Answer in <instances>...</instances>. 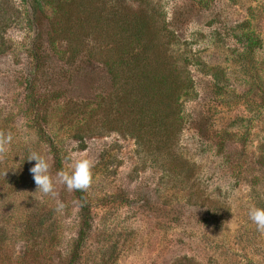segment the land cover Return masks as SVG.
I'll list each match as a JSON object with an SVG mask.
<instances>
[{
    "label": "rangeland",
    "instance_id": "rangeland-1",
    "mask_svg": "<svg viewBox=\"0 0 264 264\" xmlns=\"http://www.w3.org/2000/svg\"><path fill=\"white\" fill-rule=\"evenodd\" d=\"M40 1L0 0V131L14 138L0 264H264L248 216L264 208V0ZM117 9L145 11L183 81L163 130L120 108L132 84L108 61ZM167 73L155 71L153 101ZM30 152L48 160L54 194L36 192ZM80 159L94 165L92 225L71 263L81 200L57 174Z\"/></svg>",
    "mask_w": 264,
    "mask_h": 264
},
{
    "label": "trees",
    "instance_id": "trees-1",
    "mask_svg": "<svg viewBox=\"0 0 264 264\" xmlns=\"http://www.w3.org/2000/svg\"><path fill=\"white\" fill-rule=\"evenodd\" d=\"M82 1L80 0V2ZM103 3L105 4L106 0ZM33 6L36 11H41L43 8L40 0H33ZM61 8L65 9V7ZM144 13L143 10L130 13L129 11L123 12L120 9L113 13L114 19L110 17L114 20L112 30L117 29L115 35L121 36V39H118V45L115 47V50H117L116 55H118L116 60H113L111 54L108 55V61H110L109 65L113 68L116 67V62H119L121 71L116 72L115 76L125 79L123 84H132V86L126 88V100H119L120 108L127 107L126 110L129 111L130 116L139 124L143 123L144 119H148L153 124L158 122L160 129L163 130L168 125L167 120L175 118L178 114L170 100L175 96H181L183 81L179 79L180 75L174 74L175 71L170 67L171 63L166 62L167 56H162V50L158 48V44L154 43V39L158 38L159 29L151 25L150 21L143 16ZM113 36L114 32L108 35L106 39H112ZM115 39L113 40L115 41ZM136 49H139V51H136ZM158 61L159 64L157 65ZM165 63L168 73L164 77L162 98L160 101H153L155 97L152 98V96H156V89H158L154 82L158 79L155 71ZM128 95H130L129 98ZM111 102L109 110L112 109L113 101ZM170 136L171 134H169V139ZM78 193L81 200L82 217L79 234L70 260L71 263L76 262L80 257L81 247L92 225L88 200L85 198L83 191H78Z\"/></svg>",
    "mask_w": 264,
    "mask_h": 264
},
{
    "label": "clouds",
    "instance_id": "clouds-1",
    "mask_svg": "<svg viewBox=\"0 0 264 264\" xmlns=\"http://www.w3.org/2000/svg\"><path fill=\"white\" fill-rule=\"evenodd\" d=\"M11 132L0 131V159L8 153L13 142ZM28 161H35L30 173L36 185V192L54 194V182L50 175L48 160L37 152H30ZM70 171L61 170L57 175L60 182L66 184L69 191L86 192L93 183V162L89 159L75 160ZM249 220L256 226L257 232L264 234V208L252 206L248 212Z\"/></svg>",
    "mask_w": 264,
    "mask_h": 264
}]
</instances>
